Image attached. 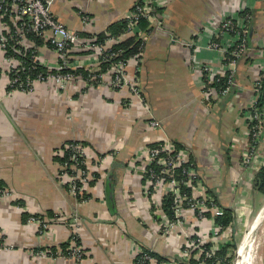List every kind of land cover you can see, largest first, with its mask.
Masks as SVG:
<instances>
[{
	"label": "crops",
	"instance_id": "0c3cea01",
	"mask_svg": "<svg viewBox=\"0 0 264 264\" xmlns=\"http://www.w3.org/2000/svg\"><path fill=\"white\" fill-rule=\"evenodd\" d=\"M136 1L53 0L51 12L71 30L99 33L128 16ZM151 1L162 16L158 29L151 27L146 35L137 70L143 102L128 101L129 91L112 90L106 77L94 86L84 80L62 88L35 81L28 91L10 89L8 51L0 46V184L6 190L0 192V264H133L138 247L168 260L151 264L177 261L186 228L161 231L144 193L145 180L137 172L143 164L130 166L142 146L160 141L190 151L220 207L233 210L240 198L247 207L255 206L263 196L253 188V180L246 179L250 187L237 186L239 175L244 179L245 174L233 135L242 130L244 106L252 98V81L264 59V0ZM245 11L251 18L247 59L236 61L235 85L227 95L208 93L201 65L208 62L217 68L224 55L209 46L216 38L212 26L219 18ZM82 13L93 20L87 28ZM3 23H11L9 16L0 18V26ZM2 35L6 33L0 30ZM39 57L50 66L57 63L46 45ZM151 119L159 125L149 127ZM74 140L85 143L90 178L98 174L86 189L91 199L83 201L60 177L63 165L58 158ZM241 209L242 216L247 214V208ZM51 212L59 216L50 217ZM162 212L156 202L154 213ZM35 214L48 227H37L36 220L27 218ZM75 215L78 227H73ZM202 224L209 231L208 224ZM72 243L82 248L81 259L68 256Z\"/></svg>",
	"mask_w": 264,
	"mask_h": 264
},
{
	"label": "built area",
	"instance_id": "2783aa9c",
	"mask_svg": "<svg viewBox=\"0 0 264 264\" xmlns=\"http://www.w3.org/2000/svg\"><path fill=\"white\" fill-rule=\"evenodd\" d=\"M53 0H0V18L9 16L10 24L0 26L6 35L0 37V46L2 50H8L9 43H12L11 49L18 54L23 50L33 49L34 56L32 61L42 64L49 71L55 70L46 76L38 74L36 78L27 77L25 82L19 78V73L26 71V67L15 56H6L8 63V73L15 76L10 78V86L16 84L14 89L26 91L31 89L33 82L43 81L52 82L59 88L64 87L68 82L82 80L80 76L71 73H62V69L83 67L91 74L90 80L99 78L114 91L126 89L131 93L132 102H143L140 93V83L137 77V70L142 58V52L133 54L127 60L117 59L120 51H111L114 44L121 42L122 36L117 38H107L102 44L97 42L95 33L90 36H84L80 32H75L58 21L50 10ZM151 0H143V4L135 3L133 9L125 18L128 20L126 33L140 36L142 33L136 30L140 17H144L151 24V27L158 29L161 23V13H154L151 6ZM155 17V18H154ZM249 13H241L237 16H228L219 18L214 22L212 31L219 41L213 40L209 46L211 49H221L223 59L217 68L206 62L201 65L203 79L208 93L215 92L212 84L225 78V86L221 87L216 94L225 96L231 87L235 85L234 67L239 58L248 55L250 47L247 42ZM83 27H88L92 23L86 13L81 14ZM163 25V24H162ZM85 32V31H81ZM28 33L33 34L42 40L38 45L34 39L30 38ZM124 35V34H123ZM128 35V34H126ZM147 34H143V40ZM225 43V44H224ZM46 45L54 51L57 57L55 66L43 63L39 57L40 47ZM139 51H141L139 49ZM5 53V51H4ZM73 54H86V56L73 58ZM5 55V54H4ZM111 62L109 68L101 73L103 62ZM89 63V66L85 64ZM133 65V73L128 72V68ZM259 73L263 70V61L259 63ZM258 78V77H257ZM259 79L254 81L253 87L259 84ZM84 82H86L84 80ZM86 85H89L86 82ZM26 86V87H25ZM256 88V87H255ZM256 97L250 99L244 106L243 118L244 125L240 133L233 135L240 144V169L245 174L244 179L250 182L254 179L256 172L264 164V114L256 106ZM149 127H157L159 121L151 119L148 121ZM71 150L68 159L72 162L70 168L72 172L67 171V164H62L61 175L64 183H68V191L75 197L86 190L87 180L90 178L88 171L85 172L76 167L79 162L78 157L83 156L85 163L87 154L85 146L79 143L67 144ZM143 164L138 168V173L144 178V193L148 205H153L152 215L158 221L162 232L172 231L176 228L194 227L191 231H186L185 241L178 253L177 261H169V264L188 263L191 259L197 260V264H205L207 259L214 258V264H222V261L231 256L230 264H234L233 257L236 256L238 247L234 248V227L233 223L228 226H222L215 221L216 217L222 216L224 210L219 206L217 200L208 192L204 185L200 172L191 157L187 148H176L169 140L160 141L152 145L142 146L140 152L134 156L135 164ZM69 167V166H68ZM93 178V177H92ZM91 178V179H92ZM242 175L236 180L238 184L244 180ZM80 183V185L78 184ZM237 184V186H238ZM0 187V192H4ZM170 196L172 203L170 209L172 216L169 217L162 209V213H154V204L162 205L163 197ZM233 207L234 213L236 206L243 208L244 200L238 199ZM244 209V208H243ZM36 220L42 227L45 223L42 220L30 217ZM206 222L209 231L202 227ZM233 232V233H232ZM208 244V246H205ZM3 246V235L0 229V247ZM225 248L226 257L218 258L216 253ZM68 256L75 259H81L83 250L75 243L68 248ZM156 257L150 251L138 247L134 254V262L137 264H151ZM157 261V260H156ZM232 262V263H231ZM157 263H159L157 261Z\"/></svg>",
	"mask_w": 264,
	"mask_h": 264
},
{
	"label": "trees",
	"instance_id": "16d2710c",
	"mask_svg": "<svg viewBox=\"0 0 264 264\" xmlns=\"http://www.w3.org/2000/svg\"><path fill=\"white\" fill-rule=\"evenodd\" d=\"M136 3H139V4H143V0H137ZM135 5V4H134ZM134 5L132 6L131 10L133 9ZM151 6L153 7V11L154 13L158 11H160V9L158 8V6L154 5L153 3L151 4ZM245 13V12H244ZM249 13L250 15V12H247ZM250 20L251 18L249 19V22H248V29H249V25H250ZM127 26H128V20L126 18H121L119 20H116L112 23H110L106 29L102 32H99V33H95L96 34V37H97V42L99 44H102L107 38H110V37H113V38H117V37H120L122 36V40L121 42L117 43V44H114L112 47H111V51H120V55H118L119 57H116V59H114L112 61V63L117 60V59H122V60H127L128 58H130L133 54L135 53H138V52H142L143 51V47H144V43H145V40H143V34H149L150 31H151V24L148 22V20L144 17H140V19L138 20V23H137V28L136 30L140 31V33H142L140 36L138 35H133V34H130V33H126L127 31ZM248 33H249V30H248ZM248 33H247V37H248ZM80 34L84 35V36H90L92 33H88V32H80ZM124 34V35H123ZM128 34V35H126ZM29 37L34 39V41L36 42V44L38 45H41L42 44V40L38 37H34L33 34L31 33H28ZM220 37L218 38H215V40L219 41ZM248 39V38H247ZM248 42V40H247ZM11 45L12 43H9V47H8V52L7 54L10 55V56H15V57H18L19 59H21V61L23 62V64L25 65L26 67V71L22 72V73H19V78L21 81L25 82L27 80V77H30V78H36V76L40 73L44 76L50 74V73H54L55 70H51L49 71L45 66H43L42 64H39L38 62L34 63L32 61L33 59V56H34V52H33V49H27V50H23V53L22 54H18L16 52H14L13 49H11ZM249 46V44H248ZM139 49L141 51H139ZM247 56H244L243 58H239L237 60L240 61L241 59H247ZM111 62H103L102 65H101V69H100V72L103 73L105 72L109 66H110ZM62 73H71L75 76H80L83 78V80H85L89 85H92L94 86L95 84H97L98 82H100L101 80L99 78L95 79V80H90V76L92 73H90L88 70H86L85 68L83 67H77V68H70V69H62L61 70ZM15 75L13 73H10V78L14 77ZM258 77V78H257ZM256 77L255 80L259 79V84L254 86L253 87V84H254V81H252V87H251V91H252V96L253 97H256V106L258 107V109L264 114V59H263V70L261 73L258 74V76ZM225 78H221L219 81H214L212 84H209L211 86H213L215 92L221 88V87H224L225 86ZM234 81H235V78H234ZM17 87L16 84H13L12 86H9L10 89H14L15 87ZM26 87V86H25ZM256 87V88H255ZM233 89V87H231V90ZM20 90V89H19ZM29 89H27L26 91H28ZM230 90V91H231ZM229 91V92H230ZM228 92V93H229ZM227 93V94H228ZM129 94V97H128V101H130V98L132 100V96L130 95L131 93H128ZM226 94V95H227ZM128 101H125V102H128ZM244 112V110H243ZM243 114V113H242ZM81 143L82 145H85L84 142L82 141H77V140H74V141H70L68 144H72V143ZM155 144V143H154ZM71 153V150L66 147L64 149V154H63V157L61 158H58L59 159V162L62 164L66 163L67 164V171L68 172H72V169L70 168V164L73 162H71L68 157H69V154ZM78 160L79 162L77 163L76 167L87 172L88 169L85 165V163L83 162V156H80L78 157ZM69 166V167H68ZM98 177V174L97 173H94V177L91 179L89 178L87 180V186L85 189H87L88 185H92V183H94L95 179ZM80 185V183H78ZM66 189H68L69 187V184L68 183H65L64 184ZM252 186L253 188L259 192L260 194L264 195V164L260 167V169L256 172L255 176H254V179H253V183H252ZM0 187H3L2 184H0ZM208 192L210 193V191L208 190ZM211 194V193H210ZM77 197L78 199H82V200H88L90 199L92 196L90 193H88L86 190H84L81 194H77ZM171 203H172V199L170 196H166V197H163L162 199V205H161V208L163 209V211L169 216L171 217L172 216V211L170 209V206H171ZM224 210V213L222 216H219V217H216L215 221L217 223H219L220 225L222 226H228L230 224L233 223L234 221V212L232 209H229V208H223ZM34 216L36 219H39V220H42L43 217L41 215H28V217H32ZM50 217H53V218H56L58 217V215H56L55 213H52L49 215ZM43 221V220H42ZM205 246H208V244H206ZM145 249V251H150L146 248H143ZM150 253L156 257V260L160 263L166 259H163L162 256L160 255H157L155 254L154 252L150 251ZM226 249L223 248L221 249L220 251H218L216 253V257L218 258H223V257H226ZM65 254H67V250L65 251ZM231 259V256L230 257H227L225 259V261L223 260L222 261V264H230L229 260ZM168 261V260H166ZM197 260L195 259H191L188 263H178V264H197ZM215 261H214V258L212 259H207L205 261V264H214ZM133 264H137L136 262H134Z\"/></svg>",
	"mask_w": 264,
	"mask_h": 264
},
{
	"label": "rangeland",
	"instance_id": "374dc122",
	"mask_svg": "<svg viewBox=\"0 0 264 264\" xmlns=\"http://www.w3.org/2000/svg\"><path fill=\"white\" fill-rule=\"evenodd\" d=\"M49 8L51 10V5H50ZM85 28H87V27H85ZM72 31H75V30L72 29ZM75 32H79V31H75ZM78 56L82 57V56H86V54H73V58L74 59H77ZM241 183H243L244 185L250 187L248 185L246 179H244L242 182H240L238 184L239 187H240ZM244 185H243V187H244ZM241 189H242V187H240V190ZM245 193H247V192H245ZM256 202H257L256 205L255 206H251V207H247V205L244 204L243 208L244 207L247 208L246 209L247 214L244 212L243 216H242V214L239 213V211H241L242 209L239 206H236V213H237L236 215L237 216L234 217V221H233V227H234V232L235 233L232 232L234 234V243H235L234 248L235 249L237 247H239V245L242 243V241L246 238V236L248 235V233H249V231H250V229L252 227L253 220L255 219V217L257 216L259 211L264 206V195L260 199H258ZM72 220L74 221V226L73 227H78L80 219L75 215ZM37 227H42V226L38 225ZM44 227H48V223H45ZM255 233H257L258 237H260V241H259V243L256 246L257 247V264H264V238H263L264 237V219L262 220L261 225L255 231ZM235 259H236V256L233 257L232 261L234 262Z\"/></svg>",
	"mask_w": 264,
	"mask_h": 264
},
{
	"label": "bare ground",
	"instance_id": "6f19581e",
	"mask_svg": "<svg viewBox=\"0 0 264 264\" xmlns=\"http://www.w3.org/2000/svg\"><path fill=\"white\" fill-rule=\"evenodd\" d=\"M263 219H264V206L253 220L252 227L248 235L239 245L236 252V259L234 260V264H257L256 246L260 241V237H258L255 231L259 228Z\"/></svg>",
	"mask_w": 264,
	"mask_h": 264
}]
</instances>
